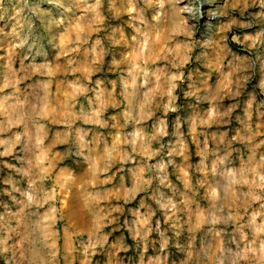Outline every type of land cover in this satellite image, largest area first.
I'll return each mask as SVG.
<instances>
[{
  "label": "clouds",
  "instance_id": "clouds-1",
  "mask_svg": "<svg viewBox=\"0 0 264 264\" xmlns=\"http://www.w3.org/2000/svg\"><path fill=\"white\" fill-rule=\"evenodd\" d=\"M82 3L26 0L25 6L14 7L7 19L0 16V52L18 55L21 71L26 72L38 57L59 62L70 40L75 45L72 50L82 49L84 63L96 75L90 80L85 69L76 78L96 103L87 119L83 107L73 115L71 106L65 107L59 96L51 94L49 100L47 85L38 99L34 85L18 87L25 75L0 84V116L6 120L0 133L17 129L10 136L0 135V156L13 150L23 153L16 157L21 164L17 171L28 184L19 212L7 217L0 214V260L6 264H91L93 250L99 245L103 251L107 243L100 229L113 225L129 232L132 244L123 245L125 252L129 247L134 251L142 246L155 248L157 241L150 240L149 234L159 232L165 241L160 247L164 264L165 231L169 230L176 241L171 264H207L206 258L217 252L229 253L230 264H264V175L256 178L258 172L264 173V54L256 55L264 50V0H229L223 11L217 0H94L78 15ZM222 15L230 17L225 31L233 26L240 31L232 37L239 45L235 51L227 47L228 37L217 25ZM81 24L86 32L77 27ZM101 30L93 39L91 34ZM178 43L182 44L180 51ZM218 49L219 59L215 55ZM253 77L251 91H247ZM5 88L11 91L5 92ZM225 97L231 101L227 106L222 103ZM203 101L211 110L205 109L193 119L191 113ZM109 108L112 112L105 116ZM17 110L23 111L19 120L8 119ZM169 112L174 113L171 118ZM61 119L63 126L58 124ZM150 119L148 142L159 144L152 155H161L164 161L155 164L145 158L143 136L136 132ZM209 122L216 125L215 134L208 131ZM129 125L132 131L124 132ZM194 125L200 127L195 138ZM116 133L122 134L120 144H109ZM189 145L201 153L194 174L203 168L215 177L222 169L229 177L223 185L209 183L205 190L207 196L215 189L220 207L210 205L214 209L208 219L211 227L199 239L188 204L191 197L199 208L195 192L180 183L185 180L181 164L189 165L185 161L177 164L174 159L187 154ZM168 165L177 182L169 178ZM102 174H106L103 179ZM49 175L56 177L52 192L41 183ZM107 183L110 188L104 187ZM237 186H241L239 196L235 195ZM57 187L73 190L67 207H57ZM141 192L144 195L137 200ZM150 201L171 220L169 229L160 231L159 221L155 228L151 226L154 209ZM257 201L259 207L250 212ZM225 206L231 209L227 213ZM129 214L139 229H131ZM183 215L188 219L182 223ZM81 218L88 223V241L61 247V232L80 230L77 221ZM58 220L66 222L58 225ZM181 231L186 232L183 242L176 239ZM118 239L124 240L123 232ZM108 256L104 264H112L111 245ZM127 259L128 264H144L143 259L137 262L131 255ZM115 264H124L123 258Z\"/></svg>",
  "mask_w": 264,
  "mask_h": 264
},
{
  "label": "rangeland",
  "instance_id": "rangeland-1",
  "mask_svg": "<svg viewBox=\"0 0 264 264\" xmlns=\"http://www.w3.org/2000/svg\"><path fill=\"white\" fill-rule=\"evenodd\" d=\"M219 1V2H218ZM229 0H217V4L221 6V10L223 11V6L227 4ZM26 0H1L0 1V16L7 19L9 15H11V12L14 7H23L25 6ZM88 4H94V0H83V3L81 5L80 10L77 12L79 15L80 13L86 11V7ZM233 16H238V12L236 10H231ZM127 18V17H125ZM11 24V21L9 22ZM230 24V17L227 15H222L217 22L218 27L221 29L224 34L227 35L228 39L225 41L228 48L233 49L235 51L236 47H239V45H236L235 41L233 40V34L236 35L240 34V31L237 30L234 26L231 27L230 30L225 31L227 26ZM81 33L86 32L87 28L85 25L81 24L77 26ZM249 34H251V30H248ZM103 30H101V33L93 32L91 34L92 38H96L98 35H101ZM75 47L70 40L65 43L64 45V51L66 52V55H62L59 62H51L44 60L42 58H37L36 60L32 61V65L29 69H27L26 72L21 71V64L20 59L18 55L11 54L4 55L2 52H0V84H6L9 81L13 79L14 76L18 77L20 75H25V79L22 82L18 83V87L24 88L27 86H35V92L37 94L36 99L43 97L45 93V85L48 86L49 90V100H51V94H55L59 96L65 107L71 106V112L73 115H78L81 111V108L83 107L84 113H85V119L88 118L89 115L92 114V109L96 108V103L94 102V98L91 93L87 92V90L82 89L81 85L77 81V77L81 75L82 70H87L90 80H94L96 78L95 74L91 73V69H88L87 65L84 63V58L81 55L82 49L73 51L72 49ZM162 47H167V45H163ZM182 48V44H177V50L180 51ZM160 53H158L159 55ZM264 54V50H260L256 52V55H262ZM217 59L221 56V51L218 49L215 53ZM160 62L159 60L157 61ZM226 62V61H225ZM25 64H28V61H25ZM76 68L77 71H71L70 69ZM213 80H216V76L214 75L212 77ZM255 81V77L252 78V80L249 81V84L246 86L247 91H251V83ZM5 92H10V88H5ZM29 91H33L32 87H29ZM2 95V94H0ZM177 103H180V99L177 98ZM224 105H229L231 101L225 97V99L222 101ZM171 107V105H170ZM205 109L211 110L209 108V104L207 101L201 102L197 106V111L192 112L193 119H196L197 115L202 113ZM112 109L109 108L108 112L104 113L105 116H107L108 113H111ZM99 114V113H97ZM23 115L22 110H17L16 112L12 113L11 116L8 119H15L19 120L20 116ZM67 115V113L65 114ZM159 115V113H157ZM174 115V113L169 112L168 116L171 118V116ZM152 119H155L153 117ZM152 119L145 122V127L143 128H137L136 132L138 136H143L144 140V150H145V158L148 160V163L155 164L157 162H164L161 160V155H152V149L159 148V144L153 140L151 143L148 142L147 133L151 131L152 128ZM79 123V121H77ZM6 124L5 117L0 116V127H4ZM58 124L60 126L64 125V120L61 119L58 121ZM185 129H187V125L184 126ZM216 128V125L209 122L208 124V131L214 133V129ZM17 131L16 128H11V130H6L4 133H0L2 136H10L12 132ZM115 131V130H114ZM124 132L132 131V126L129 125L127 128L123 129ZM169 131H171L170 125H169ZM193 138H195V134L200 131V127L194 125L191 129ZM201 140L204 139V136L201 135L199 137ZM122 139L121 133H116L114 136L109 138V144L115 143L117 145L120 144V140ZM165 141L168 139V137L164 138ZM45 145H47L48 141H44ZM211 146V145H210ZM123 146L121 145V148ZM19 148V145H17V149ZM194 145L188 146V153L181 157H175V162L177 164H181V161H185L188 163V167H184L181 164V174L185 177V180L180 182L181 186L183 187L184 184H187L189 188L193 189L195 192V201L199 204V208L196 207L195 203H192L191 197H189V213L193 214V223L195 225V235L199 239L201 233H203L206 229L211 227V224L208 223V219L210 218L211 212L214 210L213 208H210V205L215 204L216 207H220V202L216 200V193L215 189L209 190L207 196L205 195V190L208 188V184L212 183L213 181L220 183L223 185L224 182H226L229 177L228 174L221 170H218V173L215 177H210L209 173L206 169H201L198 173H193L192 169L196 166L198 163L201 153L195 152ZM0 151H3V148L0 147ZM245 152V158L247 157V149L244 150ZM23 155V153L13 150L8 155L0 156V214L7 216H11L14 213H18L20 207L23 204L24 195L23 193H26L28 184H27V178L21 179V173L17 171L21 167L20 161L16 159L17 156ZM46 158V153L44 154ZM167 159V158H165ZM207 162V161H206ZM135 163V161H133ZM14 166V167H13ZM113 172H115V168L113 167L111 169ZM167 171L169 172V178L173 182H177L176 175L172 174V166L168 165ZM104 175H101V179L104 178ZM148 173H145V176H147ZM260 175H264V173L257 174V180H259ZM119 176V174H117ZM199 177V182H197V178ZM207 181V183H206ZM56 182V177L54 175H49L44 178V180L41 182L43 183L45 189L48 192L53 191V186ZM111 183H115V181H112ZM111 183H107L104 185V187H111ZM241 186H237V191L235 193L236 196L240 195V189ZM149 193H151L152 189L151 187L147 190ZM243 191H247V188L244 187ZM144 193L141 192L137 195V200L140 199V196H143ZM167 195H171V193H167ZM56 205L57 207L60 206V204H63L67 207L69 204V201L72 199L73 196V190H65L56 188ZM112 203H116L115 200H112ZM122 203V201H121ZM135 203V201L133 202ZM150 203L153 204L154 214L151 217V220L149 223L153 228L156 227L157 221H159L160 231H164L165 229H169V226L171 224V220L167 217L163 216L162 210L157 211L155 210V204L154 202ZM237 203L239 201L237 200ZM45 208L48 207L47 204L44 205ZM259 207V201L252 204V207L249 209L251 212L252 209H256ZM227 206H225V213L230 211ZM141 212H144L145 209L141 208ZM117 213H113V215H116ZM181 214H178V216ZM125 219L124 216H121V221L123 222ZM188 215L182 216V223L183 220H187ZM245 220L248 219L247 216L244 217ZM128 220L130 222L131 229H139L140 225L136 222V219L131 216V214L128 215ZM66 221H57V224H63ZM257 224L260 223V217H256ZM10 223L15 225V221H10ZM78 229L75 232L71 228L67 230V233L61 232V238L58 241V244L63 247L66 243L76 244L79 241L83 240L85 243L89 239V231L88 223L86 218H81L79 221H77ZM236 225H232L231 227H235ZM187 225H184V228L187 229ZM101 232H103L106 235L107 243L103 245V251L99 250V245H97V250H93L92 257H91V264H96V262L99 260L101 264H104L105 261L109 259L108 253H109V246L111 245V254L113 256L112 264H115V261L117 259L123 258L124 264H128V256H134V259L139 262L141 259H143L144 264H164V256L160 252V247L162 243H165L163 238H161L159 232H151L149 234L150 240L157 241L155 248L152 246H148L146 249L142 246L140 249L133 250L131 247H129L128 251L125 252L123 245L132 244L131 237L129 235V232L127 229H114L113 225H104L101 229ZM123 232L124 234V240H119V236ZM108 233H111L108 235ZM98 235V234H97ZM174 233L172 231H165V237H167L166 240V247L164 249L165 253H167V264H171L172 259L174 257L175 253V240L173 239ZM186 238V232L181 231L180 236L176 237L180 242H183ZM11 241H9L10 243ZM234 247V246H233ZM207 264H218L219 260H223L224 264H230L229 259V253H215V255H209L207 258ZM0 264H6L4 260H0ZM76 264H80L79 261L76 262Z\"/></svg>",
  "mask_w": 264,
  "mask_h": 264
},
{
  "label": "bare ground",
  "instance_id": "bare-ground-1",
  "mask_svg": "<svg viewBox=\"0 0 264 264\" xmlns=\"http://www.w3.org/2000/svg\"><path fill=\"white\" fill-rule=\"evenodd\" d=\"M1 1V0H0ZM219 2V1H218ZM219 5V4H218Z\"/></svg>",
  "mask_w": 264,
  "mask_h": 264
}]
</instances>
